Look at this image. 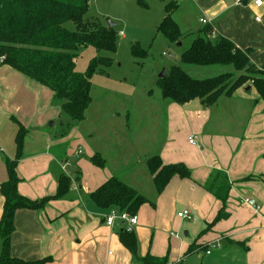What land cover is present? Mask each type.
I'll return each instance as SVG.
<instances>
[{"label": "crops", "instance_id": "obj_1", "mask_svg": "<svg viewBox=\"0 0 264 264\" xmlns=\"http://www.w3.org/2000/svg\"><path fill=\"white\" fill-rule=\"evenodd\" d=\"M189 1L198 14V25L190 30L187 26L193 36L204 25L199 21L203 18L216 36L247 49L256 67L264 63V0L260 6L252 0ZM210 66L196 67L208 71ZM252 88L250 83L239 87L210 106L199 100H160L168 129L161 144L153 143L155 149L149 143L141 149L134 134L114 133L104 143L92 144L80 134V122L65 135L56 134L51 127L54 120L59 122L60 109L52 91L0 62V184L7 179L5 159L15 156L19 127V195L29 200L54 195L61 173L71 181L64 197L39 209L15 210L10 254L26 261L46 259L43 264H143L146 255L184 264L187 255L200 250L198 264H264V100L250 94ZM189 135L196 137L195 145L188 142ZM95 153L103 157V167L91 163ZM152 155L163 164L183 163L189 177L174 175L156 195L146 167ZM217 172L229 184L223 205L206 189ZM113 176L148 199L137 210L132 228L136 255L119 241L125 224L116 219L107 226L109 208H98L89 198ZM2 206L0 194V216ZM221 207L224 216L215 220ZM185 209L191 215L188 221L177 216ZM214 240L218 246L206 254Z\"/></svg>", "mask_w": 264, "mask_h": 264}, {"label": "trees", "instance_id": "obj_2", "mask_svg": "<svg viewBox=\"0 0 264 264\" xmlns=\"http://www.w3.org/2000/svg\"><path fill=\"white\" fill-rule=\"evenodd\" d=\"M179 0H170L165 5L164 15L156 31L171 42L182 38V33L171 14ZM241 1V0H239ZM247 1V0H242ZM89 0H0V57L2 64L21 72L42 86L49 88L59 104V135H65L71 127L81 122L91 103V75L100 66L110 63L109 58L93 57L85 72L75 71L78 51L87 45L97 50L112 51L115 48L114 27L106 23L85 19ZM72 23L73 29L65 26ZM100 23V24H99ZM209 24L199 28L189 46L180 53L183 64L207 66L230 65L234 72H223L213 77L198 79L191 77L180 65H172L156 82L161 98L178 104L199 100L210 106L222 96H231L239 87L251 84L260 98L264 99V63L258 68L249 59L247 49L238 48L222 36L211 37ZM133 54L142 56L133 46ZM23 130L19 127L15 137V156L5 159L7 179L0 184L3 198L0 216V264H43L46 259L26 261L10 254L13 218L19 208L39 209L51 199L64 197L70 190L71 181L64 173L59 174L56 192L39 200H29L19 195L16 172L20 157ZM96 167L104 166L99 153L90 157ZM146 167L152 175L155 193L158 195L174 175L189 177V170L181 163L163 164L157 155L146 159ZM208 189L223 205L228 197L229 184L223 173L209 178ZM90 200L101 209L117 208L136 214L139 207L148 201L141 193L117 177H110L89 193ZM224 216L219 210L215 220ZM214 220V221H215ZM119 241L133 255L137 242L134 233L119 231ZM192 248H188V252ZM143 264H167V258L150 255L141 257Z\"/></svg>", "mask_w": 264, "mask_h": 264}, {"label": "rangeland", "instance_id": "obj_3", "mask_svg": "<svg viewBox=\"0 0 264 264\" xmlns=\"http://www.w3.org/2000/svg\"><path fill=\"white\" fill-rule=\"evenodd\" d=\"M169 1L89 0L85 19L103 24L109 19L115 23L113 27L117 32L114 50H97L87 45L78 51L75 58V71L79 73L86 71L93 57L103 56L110 60L108 65L100 66L91 75L92 102L86 120L77 127L83 138H87L90 143L96 144L100 140L104 143L111 134L120 133L138 135L140 138L137 143L141 149L145 143L152 145L150 149H155L153 143L161 144L168 129L164 109L160 107L162 98L156 82L162 69H165L166 74L172 65H180L193 78L213 77L219 71L234 72L230 65H212L208 67L211 69L204 71L206 69L180 62V53L194 37L189 30L198 25V14L194 12L191 1H177L178 6L171 17L180 25L182 38L171 42L156 31ZM65 26L73 29L70 22ZM133 46L144 54H133ZM249 93L254 96L257 91L253 87ZM58 125V120H54L51 128L57 129L56 134H59ZM82 150L85 154V149ZM181 238L186 237L181 235ZM199 251L187 255L184 264H198L200 253L203 254Z\"/></svg>", "mask_w": 264, "mask_h": 264}, {"label": "built area", "instance_id": "obj_4", "mask_svg": "<svg viewBox=\"0 0 264 264\" xmlns=\"http://www.w3.org/2000/svg\"><path fill=\"white\" fill-rule=\"evenodd\" d=\"M236 2H240L239 0H236ZM263 0H252V3L255 6H260L262 4ZM202 24H206V20H204L203 18H201L199 20ZM215 34L214 32L211 33V37H214ZM2 61V57H0V62ZM196 137L194 135H189L187 140L190 144L195 145L196 144ZM245 202L248 203V199H245ZM177 216L180 218H186V219H190L191 215L189 210L185 209L182 210L180 212L177 213ZM116 219L121 220L125 225H124V229L126 231H131L133 226L138 222V216L137 214H130L126 211H120L117 208H110L108 213L105 215L104 218V222L107 226H112L114 224V221ZM218 243L216 240L210 242L208 244V250L205 251L206 254L210 253V250L217 247ZM169 264V263H167Z\"/></svg>", "mask_w": 264, "mask_h": 264}, {"label": "water", "instance_id": "obj_5", "mask_svg": "<svg viewBox=\"0 0 264 264\" xmlns=\"http://www.w3.org/2000/svg\"><path fill=\"white\" fill-rule=\"evenodd\" d=\"M105 23L107 26H110V27H113L115 25V23L109 19H106ZM164 75H165V69H162V71L158 74V77H163Z\"/></svg>", "mask_w": 264, "mask_h": 264}]
</instances>
